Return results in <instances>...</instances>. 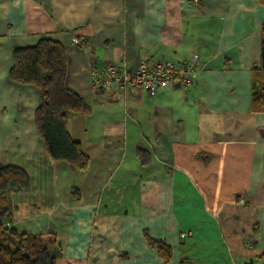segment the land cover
<instances>
[{
	"label": "crops",
	"instance_id": "1",
	"mask_svg": "<svg viewBox=\"0 0 264 264\" xmlns=\"http://www.w3.org/2000/svg\"><path fill=\"white\" fill-rule=\"evenodd\" d=\"M261 0H0V162L24 167L13 193L19 231L56 237V264H246L264 252ZM67 49V86L91 104L68 129L87 169L47 153L40 91L9 75L17 47ZM193 62L196 83L105 97L91 69ZM142 150V153L139 151ZM145 230L171 245L165 262Z\"/></svg>",
	"mask_w": 264,
	"mask_h": 264
},
{
	"label": "trees",
	"instance_id": "2",
	"mask_svg": "<svg viewBox=\"0 0 264 264\" xmlns=\"http://www.w3.org/2000/svg\"><path fill=\"white\" fill-rule=\"evenodd\" d=\"M13 58L9 72L11 80L19 85L35 86L41 93L35 120L49 156L55 161H66L79 170L87 169L90 157L80 141L73 138L68 121L72 115L88 114L92 107L85 96L67 86L66 47L54 38L43 37L34 45L15 48ZM252 71L253 94L261 102L264 99V24L261 59ZM30 189L31 176L27 169L0 162V264H56L54 234L19 231L12 225L11 195ZM145 236L163 260L170 262L173 257L171 245L155 239L148 230H145ZM257 257L264 264V252Z\"/></svg>",
	"mask_w": 264,
	"mask_h": 264
},
{
	"label": "built area",
	"instance_id": "3",
	"mask_svg": "<svg viewBox=\"0 0 264 264\" xmlns=\"http://www.w3.org/2000/svg\"><path fill=\"white\" fill-rule=\"evenodd\" d=\"M199 72L193 62L184 63L179 68L172 60L159 59L153 65L147 59L141 60L139 66L129 70L122 65L111 64L102 68H92L91 78L95 89H99L105 97L117 94L120 103L125 104L124 90L133 84L143 86L150 96L157 91L172 86L174 80L193 86L198 78Z\"/></svg>",
	"mask_w": 264,
	"mask_h": 264
},
{
	"label": "rangeland",
	"instance_id": "4",
	"mask_svg": "<svg viewBox=\"0 0 264 264\" xmlns=\"http://www.w3.org/2000/svg\"><path fill=\"white\" fill-rule=\"evenodd\" d=\"M254 263L253 264H263V260L261 258H258L257 256L254 258Z\"/></svg>",
	"mask_w": 264,
	"mask_h": 264
},
{
	"label": "water",
	"instance_id": "5",
	"mask_svg": "<svg viewBox=\"0 0 264 264\" xmlns=\"http://www.w3.org/2000/svg\"><path fill=\"white\" fill-rule=\"evenodd\" d=\"M246 264H252L251 262H249V263H246Z\"/></svg>",
	"mask_w": 264,
	"mask_h": 264
}]
</instances>
